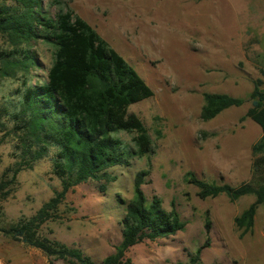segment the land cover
<instances>
[{
    "label": "rangeland",
    "instance_id": "rangeland-1",
    "mask_svg": "<svg viewBox=\"0 0 264 264\" xmlns=\"http://www.w3.org/2000/svg\"><path fill=\"white\" fill-rule=\"evenodd\" d=\"M2 3V0H0ZM6 4H11L9 1ZM54 17L71 10L105 40L143 79L153 95L128 108L145 126L152 153L129 157V166L108 173L114 181L99 192L87 181L71 188L58 207V218L39 231L70 248L80 249L95 263L112 254L121 241L120 220L133 196V179L147 170L142 190L157 198L164 210L173 206L184 230L131 247L130 264H189L206 240L199 264H264V204L250 233L240 237L233 219L254 200L247 195L231 201L225 195L201 200L184 182L186 173L215 184L236 187L250 177L251 147L262 135L246 116L253 82L264 89V0H41ZM33 59L26 73L0 79V107L18 102L27 87L42 85L52 60L51 45L36 40L17 43ZM0 36V50L16 47ZM241 98L214 119L201 118L205 94ZM0 132V175L19 159L17 139ZM116 137V135H113ZM126 146L131 135L119 133ZM123 149L127 151L126 147ZM49 160L37 162L17 176L11 195L0 201V229L29 218L61 190ZM64 264L39 250L6 238L0 232V264Z\"/></svg>",
    "mask_w": 264,
    "mask_h": 264
},
{
    "label": "trees",
    "instance_id": "trees-1",
    "mask_svg": "<svg viewBox=\"0 0 264 264\" xmlns=\"http://www.w3.org/2000/svg\"><path fill=\"white\" fill-rule=\"evenodd\" d=\"M8 1L11 4L5 3ZM0 36H6L14 46L42 40L53 48L44 83L27 87L17 103L0 107V132L6 129V122L11 123L8 133L17 139L19 151V159L0 175V201L11 195L20 172L31 170L42 160L50 161L51 173L61 184V190L34 215L1 228L2 235L64 264H130L126 253L131 247L184 230L186 223L173 206L166 211L159 199L147 200L141 187L149 171L143 170L135 174L133 196L124 207L120 220L121 241L101 262L95 263L80 249L39 234L45 223L58 218V207L71 188L94 181L103 193L106 185L115 180L109 169L129 166V157L142 158L152 153V141L145 126L128 108L152 97L153 93L138 73L71 10L59 11L50 17L43 11L41 0H2ZM32 65L33 59L25 49L16 46L0 50V79L26 73ZM262 85L261 79L253 82L249 96L251 108L246 113L262 132L251 147L249 179L233 187L207 182L190 172L184 176V182L198 190L197 197L201 200L219 195L231 201L247 195L254 197L233 219L240 237L252 231L256 212L264 204ZM203 101L200 116L205 121L244 103L241 98L215 93L203 95ZM119 133L131 135V146L123 143ZM204 230L206 240L189 264H199L201 251L209 246L211 224L208 220Z\"/></svg>",
    "mask_w": 264,
    "mask_h": 264
}]
</instances>
